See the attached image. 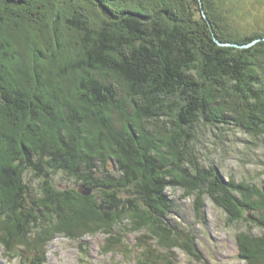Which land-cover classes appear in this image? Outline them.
I'll return each instance as SVG.
<instances>
[{
    "label": "trees",
    "instance_id": "trees-1",
    "mask_svg": "<svg viewBox=\"0 0 264 264\" xmlns=\"http://www.w3.org/2000/svg\"><path fill=\"white\" fill-rule=\"evenodd\" d=\"M224 4L0 0V246L10 258L43 264L56 234L115 238L143 227L159 244L139 241L142 252L177 245L192 253L168 220L167 187L207 193L230 222L264 229V188L224 181L195 155L200 123L234 125L264 141V40L218 45L202 8L221 41L246 43L264 31L228 30ZM114 114L122 116L116 126ZM108 161L120 175L104 170ZM60 170L97 192L55 188ZM28 171L41 179L39 195L24 179ZM236 239L247 264H264V230ZM118 244L125 251L120 242L108 248ZM137 257L155 264L145 252Z\"/></svg>",
    "mask_w": 264,
    "mask_h": 264
},
{
    "label": "rangeland",
    "instance_id": "rangeland-1",
    "mask_svg": "<svg viewBox=\"0 0 264 264\" xmlns=\"http://www.w3.org/2000/svg\"><path fill=\"white\" fill-rule=\"evenodd\" d=\"M224 1L226 6L228 5L227 15L230 16H227L226 22L228 30L240 36L258 30L264 31V0ZM52 70L56 72L55 68ZM62 77L58 79L67 82L65 80L67 78ZM71 85L67 88L69 93H73L75 88L73 80ZM114 115L115 125L113 126H116L122 116ZM3 127L8 128L7 125ZM195 155L200 167L205 170H210L211 166L214 167L218 176L224 181L230 178H233L235 183L246 180L264 188L262 136H252L234 125L215 127L200 123L195 142ZM104 170L111 175H120L116 164L111 162L105 166ZM102 173L100 168V176ZM52 177V184L57 189L75 188L79 192V188L84 186L80 180L61 170L54 173ZM24 179L31 190L39 195L41 179L30 171L25 173ZM165 192L174 205V212L168 215V220L182 228L180 231L184 232V240H180L178 235H173L171 238L179 239V242L195 248V251L191 253L189 249L177 245L158 247L159 250L155 249L154 252L147 253V250L143 249L147 257L150 255L152 257L148 261L155 260V264H247L240 256L236 235L239 231H249L254 235L261 234L264 230L262 226L245 219L230 222L223 208L216 204L207 193H201V198L197 195L199 192L187 194L182 187H167ZM121 195L124 198L132 197L130 192L125 193V191H122ZM243 212L250 220L254 218L251 210L244 209ZM128 223L126 226L129 228ZM177 233L179 234V231ZM109 236L110 234L104 231L86 232L78 238L56 234L46 244L43 264H146L137 257L143 253L142 247L138 245L139 241L145 240L151 248L155 247L154 243L159 244L153 232L144 227L140 232L127 229L121 231L115 238L114 235L110 236L111 238ZM116 242H120L126 252L119 251V244L118 249L108 248ZM0 264H21L20 257L10 258L0 246Z\"/></svg>",
    "mask_w": 264,
    "mask_h": 264
},
{
    "label": "water",
    "instance_id": "water-1",
    "mask_svg": "<svg viewBox=\"0 0 264 264\" xmlns=\"http://www.w3.org/2000/svg\"><path fill=\"white\" fill-rule=\"evenodd\" d=\"M202 14L203 16L207 19L209 25H210V28L212 30V35H213V39L215 40V42L218 44V45H222V46H234V47H238V48H246V47H249L251 46L252 44H254L256 41H259V40H262L264 39V37H257L255 38L254 40L250 41V42H247V43H239V42H233V41H221L220 39H218V37L216 36V34L214 33L212 27H211V23L209 22L207 16H206V13L204 12L203 8H202ZM93 191V188L92 187H87V186H81L79 188V192L84 195V196H88L92 193Z\"/></svg>",
    "mask_w": 264,
    "mask_h": 264
},
{
    "label": "bare ground",
    "instance_id": "bare-ground-1",
    "mask_svg": "<svg viewBox=\"0 0 264 264\" xmlns=\"http://www.w3.org/2000/svg\"><path fill=\"white\" fill-rule=\"evenodd\" d=\"M109 3V2H108Z\"/></svg>",
    "mask_w": 264,
    "mask_h": 264
}]
</instances>
